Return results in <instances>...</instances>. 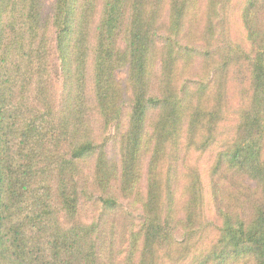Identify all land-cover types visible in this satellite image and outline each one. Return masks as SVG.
<instances>
[{"label":"trees","instance_id":"obj_1","mask_svg":"<svg viewBox=\"0 0 264 264\" xmlns=\"http://www.w3.org/2000/svg\"><path fill=\"white\" fill-rule=\"evenodd\" d=\"M39 1L0 0V264H157L166 242L161 256L184 259L201 175L179 198L170 171L220 140L212 86L241 56L247 109L208 174L216 189L221 175L243 183L248 206L219 208L220 238L193 264H264V0L244 1L236 48L223 44L225 0H55L49 19ZM98 125L115 126L120 161ZM172 220L187 228L176 243Z\"/></svg>","mask_w":264,"mask_h":264},{"label":"rangeland","instance_id":"obj_2","mask_svg":"<svg viewBox=\"0 0 264 264\" xmlns=\"http://www.w3.org/2000/svg\"><path fill=\"white\" fill-rule=\"evenodd\" d=\"M244 1L245 0H225L224 5L219 4L217 7L218 15L222 17V21L226 22L229 31V39L226 40L223 44L230 45L233 48L236 47H248V43L245 41V29L243 27V23L241 20V12L244 8ZM40 5H42V12L44 18L49 19V16L53 12V6L55 4V0H40ZM217 21V19H216ZM51 34V33H50ZM52 35V34H51ZM51 35H50V43H51ZM184 44V43H182ZM177 45V44H175ZM51 47V44H50ZM51 53L53 52V48L51 47ZM190 51V49H189ZM247 58L241 56L239 60L242 62L236 63L235 61L231 63L229 66L228 71H226V75L224 77V81L221 84L214 83L212 88H214L213 100L216 102L218 99L222 97V103L225 102L224 106H222V113L220 118V129H219V136L220 140L213 145V148L209 152L204 153H191L189 156L190 158L186 157V161L180 162L178 167L174 169V171H170V176L176 177L174 179L175 185L173 187L178 189L177 197L180 198L181 193L183 192L184 188L189 189V186L192 187L193 184L198 183V180L195 179V174L199 171L201 175V189H202V197L201 200L197 201L202 202V218L197 221L196 225L194 226L195 232L193 234V238H191L189 242V250L186 257L180 258L179 256H175L178 258L175 264H193L201 254H205L207 249L211 247L213 244H216V241L220 238L219 229L221 228L223 221L219 217V208L223 209L225 207H230L232 209H243L248 206L247 199L244 197L240 191L245 192L244 188L242 187L241 182L236 180L237 186H228L229 175H221L222 184L218 186L216 189L212 182L211 178L209 177V171L213 166L215 161L214 156L219 146L225 145L226 137L233 133L234 127L238 122L239 115H243L244 111L247 109V99H248V66L247 62L245 61ZM197 61H199L197 59ZM51 63L54 66V73H58L57 69H55V57L51 54ZM57 63V62H56ZM58 64V63H57ZM200 63H197L195 66H199ZM213 69L210 68L206 73L207 79L212 80V74L209 71ZM90 72V69H89ZM90 78V76H89ZM118 78L123 80L125 79V72L123 70L119 71ZM91 81L89 79L88 85H90ZM59 87H61V83H56ZM56 88V90L58 91ZM208 93V91H206ZM206 95V94H204ZM208 96V95H207ZM228 99V102H226ZM126 108V111H125ZM124 108V118H126V114L129 111V107L126 104ZM263 117V125H264V115ZM264 127V126H263ZM115 126H111L110 129L102 131V126H97V135H100L98 138L101 140L103 137H110L106 144V151L107 155L110 158H113L117 161H120L119 156V149L118 145L115 142L116 139L113 137V130ZM112 133V134H110ZM264 134V128H263ZM113 137V138H112ZM264 137V136H263ZM219 145V146H218ZM93 161V160H92ZM145 165H143L144 167ZM245 183V182H244ZM183 187V188H182ZM215 189L217 190L218 197H215ZM214 194V195H213ZM121 203L127 205L128 202L121 200ZM184 203V202H183ZM138 206V205H136ZM200 208H198L199 210ZM130 215L128 216L131 220H136L137 217L140 215V211L135 208L131 207L127 210ZM95 212V211H94ZM179 216L183 215L182 210L179 211ZM82 213L87 215L88 219L90 216L95 215L92 212V209H89V203L82 207ZM173 215H176L174 213ZM128 224L131 221H127ZM117 225L120 226V221L117 222ZM187 229V228H186ZM184 228L177 227L175 225V220H172L169 226V237L176 243L177 241H182L186 237L187 230ZM167 244H172L170 242H166V246H162L160 251L158 252L157 256L161 257L162 260L157 264H173L169 257L164 255L161 256L164 249L167 247ZM178 254L177 252H175ZM185 254H183L184 257ZM239 260L230 263V264H253L251 257L241 256L238 257Z\"/></svg>","mask_w":264,"mask_h":264}]
</instances>
